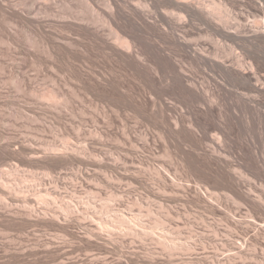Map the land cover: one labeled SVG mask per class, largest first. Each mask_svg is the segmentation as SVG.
Listing matches in <instances>:
<instances>
[{
	"label": "rangeland",
	"instance_id": "obj_1",
	"mask_svg": "<svg viewBox=\"0 0 264 264\" xmlns=\"http://www.w3.org/2000/svg\"><path fill=\"white\" fill-rule=\"evenodd\" d=\"M79 1L0 0V146H9L6 152L0 151L2 153H0V181L2 177L10 179L15 176L27 184L33 183L50 170L52 176H61L63 184L59 185V191L68 188L76 196L95 200L98 205L107 200L110 202L112 194H125L131 197L126 207L130 216L147 215L146 210L149 208L154 210L155 215L167 213L170 210L181 212L183 216L178 220V223L181 226V235L184 240H189L188 232L191 227L196 228L202 236L199 237L200 245L197 255H194L198 259L195 260L194 256L184 255L182 262L178 259L173 261L174 264H264V234L258 236L257 240L254 238L257 229L261 225L264 227V213L253 210L251 204L249 205L250 202L247 203L248 205L242 203L238 196L241 193L245 195L250 190L254 191L255 196L264 195V95L257 98L261 99L259 104L250 102V100L246 101L249 104L242 103L245 101L242 99L243 96L248 98L244 95L246 91H243L238 84L232 83L228 86L231 90L230 93L226 94L227 97L224 95L219 101L217 106L220 108L216 107L215 115L211 117L212 119L210 118L211 120L203 123L205 125L203 130L196 128L198 130L196 132L194 128L195 133L189 138L183 134L177 137L178 134L176 135L173 131L175 129L172 128L174 127L173 122L171 127L170 123L164 125L163 121H158L161 120L160 117L157 119V116L150 114L149 105L145 106V108L149 106L147 109L140 105L139 102H142L140 100L146 93V91L144 92L145 87L130 70L112 64L108 58L105 59L100 50L92 48L90 45L87 47V43H81V45L86 44L88 49L80 46L79 42L77 47L69 46V38L77 36L72 32L62 31L61 26L63 25L59 26V18L46 14L44 11L48 6L53 10L72 5L75 9L69 11L68 14L71 17H81L79 14L87 8V4ZM124 1L137 4L138 0ZM221 1L224 3V8H227H225L227 11L223 8L224 11H232L234 15L238 12V14L245 13L251 21L258 15L257 5L264 3V0ZM239 2H242L239 4L240 6L237 5ZM243 2L246 3V6ZM232 3L236 5L232 6ZM80 9H82L81 12ZM86 11L87 9L84 12ZM89 15L92 16L93 13L89 12ZM108 33L107 29L106 34ZM217 40H220L219 49L226 47L223 49L226 51L228 48L235 47L234 43L229 40L219 37ZM235 48V54L241 55L242 49ZM84 49L90 52L84 51ZM83 52L85 53L83 54ZM96 68L99 69L98 71L103 68L102 72L104 73L114 70L120 88L121 86L122 89L125 87V90L121 89L125 95L121 91H116L112 95L116 97L115 100L110 95L108 96L111 98L95 93L90 83L86 81V74L90 71L92 73V70L94 71ZM84 73L86 74L81 75ZM49 92L56 96L55 103L42 99L41 96L47 93L50 95ZM254 95L255 93L249 94L250 97ZM65 97L66 99H64ZM130 97L133 100L129 99ZM134 99L138 100L137 105L145 109L147 115L144 112L141 115L132 112L134 117L129 112L131 115L127 116L128 112L125 110H121V114L116 113H119L120 110L115 111V108L123 107V105L129 106L126 104L129 100L136 104ZM167 99L172 103L175 102L170 97ZM64 100L65 102H63ZM115 101L118 102L115 103ZM244 103L248 106H244ZM58 104L59 106H56ZM111 106L112 108H110ZM122 120L124 122L127 120L126 123L131 128L132 126L136 127L137 137L134 138V148L122 134ZM211 123L213 124L211 125ZM163 127L164 129L167 127L166 130H163ZM202 127L204 126L202 125ZM166 131L167 133H165ZM21 146H29L39 153L37 155L31 154L29 151V154H27L28 152L20 153ZM52 148H55L54 151L57 153L63 152L66 148L77 151H69L75 156L69 164L53 169L48 163V153H52ZM214 149L216 154L220 155V159L212 157L211 152ZM123 154L127 155L126 166H123V161H120ZM211 157L212 159H210ZM225 163L229 167L225 168ZM218 164H222L224 169ZM231 175H234L233 179H237V182L231 179ZM174 182L179 185L175 186ZM229 183H231L230 187ZM237 184H240L238 188H236ZM198 186H202L203 191L207 188L211 189L217 194L220 202L199 200L196 189ZM233 186L236 187L233 188ZM231 188L236 191L239 189L240 192L238 190L239 193H236L235 190H230ZM133 197L140 198L141 206L134 204ZM33 204L35 205L36 202ZM0 205L2 207V203ZM6 217L0 218V226L2 225L0 230H7V232L4 230L5 232L0 235V259L2 260H0V264H36V261L40 264L49 262V264H57L59 261L58 264H68V262L69 264L72 262L73 264L74 262L75 264H116L120 254H124L126 257L123 259L128 260L133 251L142 253L141 255L145 253L144 246L130 238L123 241L122 245H114L108 241L91 242L90 244L84 237L85 227L78 224L71 226L73 239L69 237L68 243L71 245L65 246L62 242L60 243L62 233L56 231L55 235L57 236H55L52 232L54 230L48 226L42 224L41 228L39 225L22 227L23 225L20 223H11V217ZM3 218L7 219L5 220L6 224L4 220V222L2 221ZM145 220L149 224L148 216L145 217ZM37 227L39 230L36 229ZM8 229L11 231L9 232ZM14 230L17 232L15 233ZM47 231H51V233ZM77 231L79 232L77 233ZM49 234L53 235L51 238L53 240L48 243L59 238L60 241L56 242L60 243L57 244L62 249L59 246L54 247V250L51 249L57 245L55 241L53 246L51 244L46 246L47 242L45 243V241L51 240ZM34 237L40 240L36 242ZM245 240L249 241L248 244L245 243ZM235 241L239 244L240 242L244 243L245 250L249 251V255L243 258L232 257L233 252L237 251L233 246ZM35 242L37 244L43 242L46 245H42V243L38 245L41 244L40 247L44 246L48 249L51 246L49 250H52H45L44 247V249L41 247L37 252L43 249L51 253L48 255V252L45 253L42 250L45 255L42 251L39 252L41 254L37 255L36 253V258L29 259L32 262L27 259H18L17 261L5 254V250L12 246V250H15V245L23 243V246L25 244L26 247L31 248V246L37 245ZM159 251L157 254L159 259L142 260L139 263L130 261L129 264H169L170 259L161 253V250ZM52 252L58 255H54ZM10 258L11 261H9ZM173 262L171 263L173 264Z\"/></svg>",
	"mask_w": 264,
	"mask_h": 264
},
{
	"label": "bare ground",
	"instance_id": "obj_2",
	"mask_svg": "<svg viewBox=\"0 0 264 264\" xmlns=\"http://www.w3.org/2000/svg\"><path fill=\"white\" fill-rule=\"evenodd\" d=\"M80 1H83L85 5L87 4V8H85V10L87 9L88 11V13L87 11L84 12L85 10L81 12L82 9H80L81 14H79V16L81 15V17H71V15L68 13H70L69 11H73L75 8H73L74 6L72 5L67 6V4L66 8L60 7L59 9L53 10H51L48 6V8H46L44 11L46 14L54 15L56 18H59V21H57L59 22V26L63 25L61 26L63 28L62 31L72 32L77 36L75 38H69V46L74 47L75 45L77 47L78 42L80 43V46H82L81 43H87V47L90 45L92 48L95 47L97 50H100L103 53V56H105V59L108 58L112 64L114 63V65L116 64L121 66V68L123 67L130 70L145 87L144 92L146 91V93H144L145 96L143 95L142 100H140L142 101L139 102L141 103L140 105H142L143 108L149 105L150 107H148L151 109L150 114H153L152 116H157V119L161 118V120L158 121H163L165 123L164 125H169L170 123L169 126L171 127L173 122L174 127L172 128L175 129L173 130L175 131L174 133L176 135L178 134L177 137L180 134H183V136L189 138V136H192L195 131L197 132L200 130L199 128H202L201 130H203V128H205L204 124L215 115L216 109L220 108L217 105H219V101L222 100L221 98L224 97V95L227 97L226 94L230 93L231 90H229L228 86L232 83L238 84L243 91H246V94L244 95H246L248 98L243 96L242 99L245 101H242V103L250 100V102L259 104V101L261 100H258L259 97L264 95V3L257 5L258 15H256L254 20L251 21L248 19L245 13L238 14V12L236 13L237 15H234L232 11L226 12L227 8H224V3L221 0H138L137 4H131L129 3L131 1L127 2L124 0ZM233 3L232 6L234 5ZM240 3L242 2L237 3V5ZM244 6H246V3ZM223 8L226 11H224ZM237 8L240 9L239 7ZM89 12L93 13V15H89ZM106 28L108 29V34H106ZM218 37L233 42L235 47L242 49V54H235L236 48L234 46L233 48L230 47L231 49H227L229 52H227V50H223L226 47L219 49L218 46L220 44L218 43L220 40H217ZM83 46L85 49L87 48L86 44ZM85 49L84 51H89ZM84 53L85 52H83V54ZM102 69L101 71H98L99 69L97 70L96 68V70H92V73L90 71L88 74L84 73L81 75H87L86 81L90 83L92 89L95 91V93H98V95H110L113 97L112 95L116 91H121L122 94L125 95V92L122 91L125 90V87L124 89H122V86L120 88V85L118 84L119 82L116 79L117 77H115L116 73L114 74L113 72L114 70L112 71L111 68L110 72L108 69H106L108 71H105L104 73L102 72ZM251 93H255L253 96L255 98L249 96ZM110 96L108 97L111 98ZM41 97L44 99V101L47 100L53 103L56 102V96L53 95V93L50 95L48 93L43 94ZM96 97L98 98V96ZM168 97H170V99L174 100L175 102H170L169 99H167ZM113 98L116 100V97ZM64 99H66V97ZM129 99L133 100L131 97ZM136 99L134 100L136 101ZM63 102H65V100ZM116 102L118 101H115V103ZM137 102L138 100L136 101V104H133L134 102L130 100L127 103L124 102L129 106L123 105L122 107L117 105L118 107L115 108V111L120 110L119 113H116L121 114V110H125L128 112L127 116L130 113L132 114V112H134L136 115L138 113L141 115L143 112L146 114L145 109L148 107L143 109L142 107H139L140 105H137ZM110 103L112 102L110 101ZM247 104H249V102ZM247 104L244 103L243 105L248 106ZM56 106H59V104ZM110 108H112V106ZM122 113L124 114V112ZM147 113L149 114V112ZM133 116L135 117V115ZM126 121L127 120L124 122L122 120L121 131L126 141H129L131 146L134 148V138L137 137V131L135 130L136 127L134 128L132 126L131 128L126 123ZM212 124L213 123H211V125ZM202 125L204 127H202ZM169 126L167 127L170 129ZM164 127L163 130H166L167 127L165 129ZM165 133H167V131ZM170 134L173 135V133ZM8 149L9 146H0V151L2 153L6 152ZM51 150L52 153H48V163L50 167H53V169L54 167H60L69 164L73 160L72 158L75 157L74 154L70 153L69 151H77L71 148H66L63 152L59 153L54 151L56 150L55 148H52ZM28 151L33 155H37L39 153L29 146H21L19 148L20 153L24 152L26 154ZM29 152L27 154H29ZM211 153L212 157L219 158L220 156L216 154L215 149ZM212 157L210 159H212ZM45 159H47V157H45ZM126 159V154H123L120 157V161H123V166L127 165ZM220 165L222 166V164ZM47 167L49 168V166ZM224 167L227 168L229 166L225 163ZM51 172L52 171L50 170L49 172L47 171V173H45L42 178L28 184L15 176L11 177L10 179H3L2 177L0 181V203H2V207L0 205V213L2 215L0 218L2 216H7L6 218L11 217V223H20L23 225L22 227L39 225L41 228L43 225L48 226L54 230L52 231L54 233L53 235H55L57 232L62 233V236L59 235L60 233L58 234L62 241H60L59 238L57 240H59L60 243L62 242V244L65 246L69 244L68 238H72L71 226H73V224H78L79 226L83 225L85 227L84 237L90 244L91 242L99 243L101 241H108L114 245H122L123 241L130 238L144 246L143 248L145 249V253L143 255H141L142 253L133 251L131 252V255H129L130 259L127 260L126 258L123 259L126 257L124 254H120L116 264H129L131 262L139 263L142 260L153 261L156 258L159 259L157 257L159 256L157 255L160 252L159 250H161V253L167 256L171 262H175V260L178 259L181 261L184 259V255H190V257L197 255L198 247L200 245L198 243L200 242L199 237L202 235L198 233L196 228L191 227L188 232L189 240H184L181 235V226L178 223V220H180L183 216L181 212H172L170 210L167 211V213L155 215L154 210L149 208L146 210L147 215L139 214L130 216L127 213L126 207L128 206L131 197H128L125 194H112V202L107 200L106 202H102V204L98 205L97 201L95 200L76 196L71 191H69L68 188H65L64 190L62 189L64 192L59 191V185L63 184L61 183V176H52ZM234 175H231V179H233ZM229 180L226 181L228 182ZM231 183H229L228 186ZM174 185L178 186L179 184L174 182ZM239 185L237 184V187H235L238 188ZM235 187L233 186V188ZM233 188L230 190H235ZM196 189L199 200H204L206 202H220L217 194L211 191V189L207 188L203 191L202 186H198ZM237 191L236 193L240 192V190L239 192ZM238 196L242 203L247 204L250 202L249 205L251 204V208H253V210L264 213L263 194L255 196L254 191L250 190L245 195L241 193ZM254 196L255 198H253ZM34 202H36L35 205L33 204ZM134 204L141 206L140 198H134ZM1 209H4L5 211H1ZM146 216H148L149 224L146 223ZM6 218H3L2 221L7 220ZM10 220L8 219V221ZM6 223L7 222L5 221V224ZM38 227L36 228L37 230H39ZM4 230L6 229L0 230V235L2 232H5ZM10 231L11 230H9V232ZM14 232L16 233L17 231L14 230ZM47 232L51 233V231ZM78 232L79 231H77V233ZM262 234H264L263 225L257 229V232L254 235V238H256L255 240H257L258 236H261ZM53 235L51 234V237L49 238L51 239ZM7 236L9 237V235ZM13 239L11 240L12 242ZM2 240L4 239L2 238ZM37 240L40 239H35L36 242ZM52 240L53 239H48L45 241V243L47 242V245L43 242H38V244L42 243V245L48 246V244L52 245L54 241H57L54 240L53 242L48 243ZM228 240L231 241V239ZM236 241L234 245H232L234 246V249H237V251L234 250L235 252H233L232 257L243 258L249 255V251L245 250V244L242 242L239 244ZM36 242L35 244H37ZM248 242V240H245V243L248 244ZM57 243L58 242H56V244ZM22 244H19L18 246L14 244L16 247H14L15 250H12V246L10 247L12 251L9 250V248L8 250H5L6 253H4L9 257L17 259V261L18 259L29 260L32 259V257L36 258L38 254H41L39 252L45 248L44 246V248L41 246L43 249L37 252L39 249H41V244H37L36 246L34 245L35 247L31 246V248L28 246L26 247L25 244L23 246ZM58 244H54L55 246L52 245L53 247L50 246L51 249L53 248L54 250V247L59 246ZM46 249L48 248H45V250ZM56 249L58 250V248ZM68 249L67 251H69ZM49 251H47L48 255L51 253H49ZM47 252L45 251V253ZM52 253L54 254V252ZM64 256L65 255H63V257ZM194 257L195 258L193 259H198L196 258L197 256ZM11 260L12 259L10 258L9 261ZM53 260L51 261L54 262ZM30 261L31 260H29V262ZM38 263L36 261V264ZM58 263H60V261Z\"/></svg>",
	"mask_w": 264,
	"mask_h": 264
}]
</instances>
